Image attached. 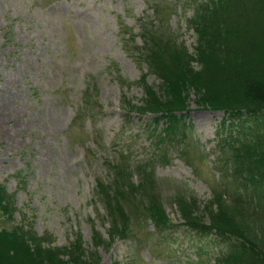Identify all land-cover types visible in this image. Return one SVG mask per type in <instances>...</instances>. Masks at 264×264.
<instances>
[{
  "label": "rangeland",
  "instance_id": "rangeland-1",
  "mask_svg": "<svg viewBox=\"0 0 264 264\" xmlns=\"http://www.w3.org/2000/svg\"><path fill=\"white\" fill-rule=\"evenodd\" d=\"M154 2L167 1L0 0V182L13 194L16 209L10 220L0 217V228L18 222V211L23 210L37 234L49 231L53 243L67 244L72 232L66 228L72 222L80 229L86 250L97 253L98 264H111L113 259L121 264H211L212 256L224 247L212 234L184 226L168 196L175 186H185L197 193L202 206L221 176L214 166L217 132L250 118L200 107L191 92L189 109L182 116L187 123L182 140L188 159L174 146L155 151L147 131L151 112L122 107L126 99L142 102L143 89L132 82L140 69L118 38L123 29L137 33L145 15L155 22ZM170 2L165 4L170 7L166 16L160 17L189 50L194 39L186 21L191 0ZM134 40L140 42L138 34ZM111 63L114 72L109 70ZM117 69L130 84L120 86ZM146 77L155 87L160 81L152 72ZM86 84L94 93L95 112L88 107V113L74 117L73 103ZM120 149H126L125 174L129 171L132 180H141L136 169L140 163L154 177L164 212L174 225L158 227L142 216L132 222L128 237L115 236L109 245L95 246L86 217L94 216L104 237L107 221L102 223L94 213L96 205L104 215L93 198L94 181L97 176L107 178L104 157ZM228 185L244 199L240 209H232L235 215L244 217L253 233L264 234L260 194L264 186L256 194L250 183L237 185L231 178Z\"/></svg>",
  "mask_w": 264,
  "mask_h": 264
},
{
  "label": "trees",
  "instance_id": "trees-1",
  "mask_svg": "<svg viewBox=\"0 0 264 264\" xmlns=\"http://www.w3.org/2000/svg\"><path fill=\"white\" fill-rule=\"evenodd\" d=\"M166 1L154 2L155 22L150 15L142 17L140 30L133 32L139 35V43L129 30L119 31L120 45L140 69L132 82L143 89L142 102L133 104L126 99L122 107L137 113L151 112L147 131L153 136L156 152L174 146L184 156L187 153L182 137L187 123L182 116L189 109L191 92L200 107L250 118V122L242 118L238 125L232 122L233 128L217 132L214 166L221 176L211 185L202 206L197 193L181 185L175 186L168 199L178 208L184 226L224 242L211 264H264V234L253 233L244 217L235 215L232 209H240L244 199L228 185L231 178L237 185L250 183L256 194L257 188L264 186V0H191L186 21L194 39L189 50L183 40L167 30L165 18L160 17L170 8L165 4L172 5V0ZM112 66L109 70L114 72ZM147 72L159 77L156 87L147 80ZM115 78L120 86L131 82L119 69ZM89 88L86 84L78 93L73 103L74 117L88 113V107L95 112L94 93ZM125 150L104 157L109 165L107 178L97 176L94 181L93 198L104 208V215L96 205L94 213L102 223L107 221L103 224L107 233L104 237L94 216L86 217L95 246H107L115 236L128 237L132 222L142 216L150 217L158 227L169 229L174 225L164 212L158 184L141 163L136 168L140 181L132 180L129 171L125 174ZM126 178L128 181L123 182ZM260 194L264 196L263 191ZM15 210L13 194L0 182V217L10 220ZM18 212V222L0 228V264H98L97 253L86 250L82 233L72 222L66 228L72 232L67 244H55L51 232L37 234L32 218L23 210ZM111 264L121 261L113 259Z\"/></svg>",
  "mask_w": 264,
  "mask_h": 264
},
{
  "label": "bare ground",
  "instance_id": "bare-ground-1",
  "mask_svg": "<svg viewBox=\"0 0 264 264\" xmlns=\"http://www.w3.org/2000/svg\"><path fill=\"white\" fill-rule=\"evenodd\" d=\"M8 117V116H7Z\"/></svg>",
  "mask_w": 264,
  "mask_h": 264
}]
</instances>
